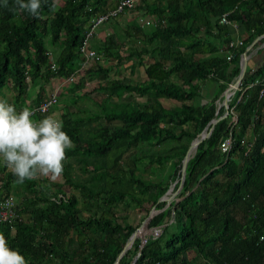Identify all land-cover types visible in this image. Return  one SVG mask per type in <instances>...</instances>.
I'll return each instance as SVG.
<instances>
[{
    "label": "trees",
    "instance_id": "trees-1",
    "mask_svg": "<svg viewBox=\"0 0 264 264\" xmlns=\"http://www.w3.org/2000/svg\"><path fill=\"white\" fill-rule=\"evenodd\" d=\"M41 2L33 17L16 0H0V94L10 90L18 111L63 83L55 116L74 148L56 181L16 183L0 161V196H14L21 218L0 222L9 247L27 264H112L154 206L147 226L159 234L141 246L136 236L118 264H264V95L248 85L263 75L264 58L246 67L245 89L227 104L236 121L219 108L215 127L189 154L178 192L157 201L180 176L190 142L209 129L239 55L264 33V0H137L103 22L107 33L93 34L98 59L88 63L78 52L83 34L117 0ZM138 14L150 22L140 26ZM140 67L144 75L131 77ZM70 74L75 80L64 81Z\"/></svg>",
    "mask_w": 264,
    "mask_h": 264
},
{
    "label": "clouds",
    "instance_id": "clouds-1",
    "mask_svg": "<svg viewBox=\"0 0 264 264\" xmlns=\"http://www.w3.org/2000/svg\"><path fill=\"white\" fill-rule=\"evenodd\" d=\"M16 5L19 10L27 11L35 17L39 15L42 2L41 0H26V2L16 0ZM247 54H249L248 51ZM51 63L53 62L49 63V67ZM57 95L56 92L54 104L57 103ZM54 104L51 106L52 112L49 111L47 116L42 113L45 117L37 121L32 119L35 113L28 107L17 111L13 104L0 99V161L3 160L4 165L16 177V183L22 184L25 180H34L38 177H48L51 181H56L63 175L67 150L74 148V144L63 130V121L55 116L57 113H54L52 108ZM31 106L34 105L29 107ZM147 228V233L143 235H150L153 227L147 226ZM0 264H27L25 257L18 250L9 247L2 233H0Z\"/></svg>",
    "mask_w": 264,
    "mask_h": 264
},
{
    "label": "built area",
    "instance_id": "built-area-1",
    "mask_svg": "<svg viewBox=\"0 0 264 264\" xmlns=\"http://www.w3.org/2000/svg\"><path fill=\"white\" fill-rule=\"evenodd\" d=\"M136 1L137 0H117L115 7L113 9L108 10L105 13L100 14V15L94 17L93 19H91L92 23L87 28L85 33L83 34V38L81 39V43L78 45V52L83 57L84 63H88V61L91 58H93L95 60L98 59V56L96 55V52L93 49V46L91 44L92 36H93V34H95L94 33L95 27L97 25L101 24L106 18H108L111 15H114L118 12H122L124 9H132L133 6L135 5ZM225 14L226 13H223L220 16L219 21L226 22ZM136 22L140 26H142L144 24H148L150 21H149V19H146V17H144L143 15L138 14V17L136 18ZM229 26L231 27L232 30H234L236 28V25L233 23L229 24ZM239 44H240V39L237 37V38L229 41L228 46L234 47V46H237ZM233 55H234V53L232 51L228 50L225 54V59L229 60L233 57ZM241 56H242V53L239 55L238 63L241 59ZM262 61H264V60L262 59ZM50 67L52 69H54L55 65L53 63H51ZM74 79H75V75H73V74H70L67 77H65V81H73ZM235 79H236V76H234V78H232L231 81H229L227 83V86L229 85V87L231 89H229L225 93V95H222V99H221V101H222L225 97V100H226L225 104L226 105L225 104L223 105V107L225 109L224 115L227 114L228 112L231 114V117H230L231 124H233L236 121V116H235L234 112H232L233 106H230V108L227 109V107H228L227 104L233 98L236 91H239V93H242L243 90L245 89V87L243 88L240 85L241 84V78H240V81L237 85H234ZM248 85H257L258 86L257 98L259 99L262 95H264V73H263V75L255 77L254 80L252 82H250ZM239 98H240V95L237 97L236 101H238ZM55 102H56V92L53 91L48 95V97L45 100L40 101L37 105L29 107V109L33 110L34 113L40 112V113L46 114V116H47V115H49L48 114L49 108ZM230 146H231V136L229 134L228 137L223 139V141L221 142L220 149L222 152L227 153L229 151ZM14 201H15V199H14L13 195L9 194V193L0 197V222L12 225L16 220L17 221L20 220V216H18L16 211H15V202ZM171 218H172V216H171ZM171 218H170V220H171ZM158 234H159L158 228H156V227L151 228L150 235L157 236ZM146 236H147V234H144V235L142 234L141 236H139V246H141L145 243Z\"/></svg>",
    "mask_w": 264,
    "mask_h": 264
},
{
    "label": "water",
    "instance_id": "water-1",
    "mask_svg": "<svg viewBox=\"0 0 264 264\" xmlns=\"http://www.w3.org/2000/svg\"><path fill=\"white\" fill-rule=\"evenodd\" d=\"M264 36V33L257 36L254 40L256 39H259L261 37ZM252 45V42L249 43L245 48H244V51L242 52V56H241V59L239 61V65H238V71H237V74H236V79L234 81V85H237L240 81V78L241 76L243 75V72L246 68V61H247V58H248V54H247V51L249 49V47ZM231 89L229 87V85L223 90L222 92V95H225V93ZM225 97L224 99L219 103V105L216 107L215 109V112H214V115L213 117L210 119V127L209 129H206V127H204L202 129V131L199 133L198 137H196L194 140H192L189 144V146L187 147V150L181 160V167H180V176L176 179H174L170 185L168 186V188L164 191V193L157 199V201H160V200H171L174 198L175 194L178 192L179 188L181 187V184H182V181L185 177V174L187 172V166H186V162L188 160V157H189V154L191 152H193V150L195 149V147L197 146V144L206 139L207 136L211 133V131L213 130V128L215 127L216 125V122L219 120V118L221 116H216L219 108L221 106H223L225 104ZM226 105V104H225ZM177 183V187L176 189L171 193V195H168L166 196L165 194L172 188V186ZM155 209H154V206H152L149 211H148V214L147 216L141 221L140 225L135 228L130 236L127 238V240L124 242V244L121 246L119 252L117 253L114 261L112 264H118L119 263V259L122 255V253L125 251V249L131 244V242L133 241V239L136 237V236H139L140 234H143V233H147V221L155 214Z\"/></svg>",
    "mask_w": 264,
    "mask_h": 264
},
{
    "label": "rangeland",
    "instance_id": "rangeland-1",
    "mask_svg": "<svg viewBox=\"0 0 264 264\" xmlns=\"http://www.w3.org/2000/svg\"><path fill=\"white\" fill-rule=\"evenodd\" d=\"M60 2V1H59ZM148 16V15H147ZM124 19H126L125 17H124ZM126 20H129V18H127ZM106 29V26L104 25V23H102V24H100L96 29H95V34H97L98 33V31H102V32H104V30ZM104 33H107L106 31L104 32ZM91 44H93V40H92V42H91ZM93 49L95 50V48L93 47ZM249 49H250V47H249ZM120 71H121V68H120ZM144 74H143V70H142V68L140 67L139 69H138V71H136V72H134L132 75H131V77H140V76H143ZM87 84H88V82H87ZM56 86V87H55ZM46 87V86H45ZM54 87H55V92H57V94H58V96H59V94L62 92V90H63V88L65 87V85L63 86V83L62 84H60V85H55V83H54ZM57 90V91H56ZM2 91V90H1ZM28 92H30L31 93V91L29 90ZM34 92V89H32V93ZM0 99H3V100H7V102H10L11 101V99H12V92L10 91V90H3L2 92H1V94H0ZM55 106H53L52 108H53V111L55 110V108H54ZM49 111L50 112H52V109H51V107L49 108ZM55 113H57V112H55ZM94 126H96V123L94 122V121H92V122H90V124H86L85 126H83L81 129L82 130H84L85 128H87V127H89L88 129H90V127H94ZM81 130V131H82ZM92 132H91V130H88V131H85L84 132V134L85 135H90ZM2 162H0V164H1ZM0 168H1V166H0ZM8 169V168H7ZM9 170V169H8ZM4 179L5 180H7L8 178L6 177V175H5V177H4ZM9 179H11V178H9ZM8 179V180H9ZM60 178H58V180H59ZM11 182H13V180H10L9 181V185H10V187H11V189H12V185H11ZM2 183V181H0V184ZM14 185V184H13ZM13 188H14V190L17 192L18 190H19V188H20V185H17V186H13ZM20 191V190H19ZM167 194H170L169 193V191L165 194L166 196H168ZM5 195V194H4ZM4 195H2V196H4ZM140 217H143V213H141L140 214ZM21 219V218H20Z\"/></svg>",
    "mask_w": 264,
    "mask_h": 264
},
{
    "label": "crops",
    "instance_id": "crops-1",
    "mask_svg": "<svg viewBox=\"0 0 264 264\" xmlns=\"http://www.w3.org/2000/svg\"><path fill=\"white\" fill-rule=\"evenodd\" d=\"M253 41L254 42H253L252 46L250 47V49H248L249 54H248V61H247V65H246V67L249 68L250 70H253L261 62L260 60L262 58H264V40L258 39V40H253ZM228 75H229V72H228ZM232 78L228 79L226 77V79H225L226 83L231 81ZM58 85H60V84H58ZM55 87L52 88V91H55ZM55 112H57L56 109L54 110V113ZM6 169H7V167H6ZM11 185H12V189H13V182H11Z\"/></svg>",
    "mask_w": 264,
    "mask_h": 264
}]
</instances>
